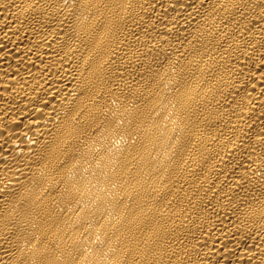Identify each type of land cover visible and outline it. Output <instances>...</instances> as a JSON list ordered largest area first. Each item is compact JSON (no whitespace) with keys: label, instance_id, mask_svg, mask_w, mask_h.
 <instances>
[{"label":"bare ground","instance_id":"1","mask_svg":"<svg viewBox=\"0 0 264 264\" xmlns=\"http://www.w3.org/2000/svg\"><path fill=\"white\" fill-rule=\"evenodd\" d=\"M0 264H264V0H0Z\"/></svg>","mask_w":264,"mask_h":264}]
</instances>
